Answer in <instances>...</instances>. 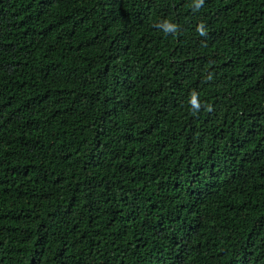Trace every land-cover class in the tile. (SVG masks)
Returning a JSON list of instances; mask_svg holds the SVG:
<instances>
[{
    "label": "trees",
    "instance_id": "obj_1",
    "mask_svg": "<svg viewBox=\"0 0 264 264\" xmlns=\"http://www.w3.org/2000/svg\"><path fill=\"white\" fill-rule=\"evenodd\" d=\"M0 264H264V0H0Z\"/></svg>",
    "mask_w": 264,
    "mask_h": 264
},
{
    "label": "clouds",
    "instance_id": "obj_2",
    "mask_svg": "<svg viewBox=\"0 0 264 264\" xmlns=\"http://www.w3.org/2000/svg\"><path fill=\"white\" fill-rule=\"evenodd\" d=\"M173 28H174V26H172V25H169L168 27H167V29L166 30H173ZM198 31L200 32V34L201 35H203L204 34V31H203V27L202 26H200L199 28H198ZM193 103H195V101L193 100Z\"/></svg>",
    "mask_w": 264,
    "mask_h": 264
}]
</instances>
